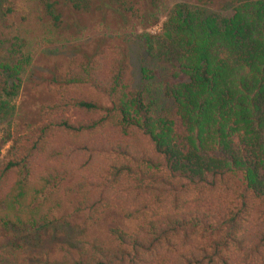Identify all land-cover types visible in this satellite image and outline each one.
<instances>
[{
	"label": "trees",
	"instance_id": "obj_1",
	"mask_svg": "<svg viewBox=\"0 0 264 264\" xmlns=\"http://www.w3.org/2000/svg\"><path fill=\"white\" fill-rule=\"evenodd\" d=\"M162 1H44L72 27H138V77L119 42L73 43L40 120L0 136V264H264V0ZM24 64L0 54V119ZM112 207L130 231L15 260L35 234L71 216L95 226Z\"/></svg>",
	"mask_w": 264,
	"mask_h": 264
},
{
	"label": "rangeland",
	"instance_id": "obj_2",
	"mask_svg": "<svg viewBox=\"0 0 264 264\" xmlns=\"http://www.w3.org/2000/svg\"><path fill=\"white\" fill-rule=\"evenodd\" d=\"M44 1L11 0V11L8 14L0 12V54L10 53L11 56L25 59L19 74L17 93L9 99L4 98L12 110L7 117L0 119V136L8 132L15 138L24 129L35 126L38 106L50 97L45 83L51 68L70 55V45L73 43L86 42L102 35L113 43L119 42L125 48L133 85L138 77L140 54L135 43L129 39L134 32L140 31L138 27L134 30L121 29L114 37L104 24L89 21L86 15H82L77 25L72 27L64 20L63 23L53 21L45 12ZM177 1L179 0H163L162 5L167 8ZM163 20V16L159 17V21L146 31L157 33ZM40 117L38 115V121ZM9 144L7 142L1 147L0 157L4 155ZM117 225L130 231L135 222L123 219L116 207L110 208L95 226H85L77 216H71L56 223L47 234H35L32 240H27L26 246L18 251L15 260L43 255L44 250L48 251L61 242L79 245L94 233L104 237L107 228ZM11 260L14 261V257L7 258V261Z\"/></svg>",
	"mask_w": 264,
	"mask_h": 264
}]
</instances>
